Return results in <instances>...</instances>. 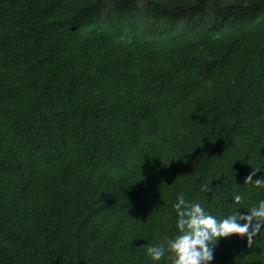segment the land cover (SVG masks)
<instances>
[{
  "label": "trees",
  "instance_id": "trees-1",
  "mask_svg": "<svg viewBox=\"0 0 264 264\" xmlns=\"http://www.w3.org/2000/svg\"><path fill=\"white\" fill-rule=\"evenodd\" d=\"M257 168L264 0H0V264H166L177 195L246 214Z\"/></svg>",
  "mask_w": 264,
  "mask_h": 264
},
{
  "label": "clouds",
  "instance_id": "clouds-1",
  "mask_svg": "<svg viewBox=\"0 0 264 264\" xmlns=\"http://www.w3.org/2000/svg\"><path fill=\"white\" fill-rule=\"evenodd\" d=\"M257 170L260 169H252L245 182L264 187V177L253 181ZM203 187L208 189V185ZM233 199L239 203L242 197L237 194ZM172 207L176 214V232L146 249V255L154 262L164 259L166 264H211L214 246L220 238L238 234L246 236L250 245L264 230V200L258 201L246 214L236 212L221 219L210 214L200 202L187 200L183 193L177 195Z\"/></svg>",
  "mask_w": 264,
  "mask_h": 264
}]
</instances>
